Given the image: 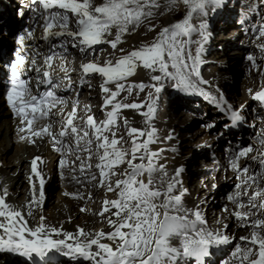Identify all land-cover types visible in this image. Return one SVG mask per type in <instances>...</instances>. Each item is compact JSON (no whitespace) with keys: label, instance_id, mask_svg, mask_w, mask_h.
<instances>
[{"label":"snow or ice","instance_id":"1","mask_svg":"<svg viewBox=\"0 0 264 264\" xmlns=\"http://www.w3.org/2000/svg\"><path fill=\"white\" fill-rule=\"evenodd\" d=\"M223 3L224 0H166L164 11L159 13L161 16L178 11L180 6H183L185 15L180 21L163 27L150 44L142 43L115 61L106 60L102 65L91 61L82 63L80 86L88 82L85 77L98 75L103 81L104 108L111 106V110L102 121L97 122L88 115L77 124V105L65 113L61 106L67 101L57 95L58 91H68L72 87L65 58L68 47L86 54L89 50L95 52L96 45L108 44L115 51L124 42L122 37L129 34L130 29L134 31L145 21L154 19L161 5L159 0H101L100 3L96 0H31L33 7L30 10L43 20L41 39L58 40L59 43L50 44L46 55L34 50L29 57L25 40L35 39V29L17 38L20 47L10 66L5 98L14 116L20 120L17 128L20 141L35 144L37 139L49 138L54 150L63 157L58 167L75 173L77 168L74 165L79 161L81 176L91 172V160L95 155L99 182L94 186L117 192L118 197L105 200L98 214L106 219L111 229L108 232H92L78 227L71 233L62 226L45 224L44 216L37 220L34 215L45 199L46 184L40 168L44 161L36 156L31 160L27 177L31 199L24 205H13L6 202V189L0 194V252L25 258L26 264H38L50 253L68 258L73 264L78 261L88 264H206L213 249L233 243L234 237L226 234V224L210 229L199 206L188 208L184 205L186 189L178 191L184 167H178L168 177L165 165L159 162L164 149L151 148L158 139L151 123L158 99L153 92L160 93L166 85L185 95L212 100L230 117V124L225 128L235 127L244 119L241 115L243 106L240 109H232L231 105L225 107L222 95L218 99L205 90L202 85L208 82L200 78L198 70L203 62V46L208 40L206 18L210 11L214 13ZM194 19L199 23L194 24ZM148 30L154 31L155 25H150ZM194 36L199 39H193ZM255 38H264V23L258 26ZM193 45L196 46L195 52ZM57 48L61 51H56ZM256 48L259 59L264 61V43L256 44ZM19 52L25 54L19 55ZM120 52L123 53L124 49L121 48ZM247 60L264 76L257 64V56L248 55ZM138 69L150 73L153 83H127ZM33 71L36 94L30 86L33 78H24ZM57 72L64 75H57ZM145 88L153 91L148 92L146 100L141 103H123L117 99L122 92L131 95L133 89L143 92ZM249 93L264 106V80L261 90L254 94L249 90ZM145 107L146 111L141 112ZM122 109L137 110L145 118L144 127L131 126L127 118L121 117ZM118 119H123L127 140L124 135L117 138ZM41 120L48 123L37 126ZM67 137H72V145L66 143ZM71 156L75 157L71 160L73 166L69 162ZM241 159L251 163L241 167ZM252 163L257 167L250 172ZM230 167L237 173L235 191L227 197L236 207L231 215L240 227L249 229V235L239 238L240 242L230 251L229 259L222 264H264V188L260 186L264 182V128L257 133L255 144L235 153ZM157 173H162L159 180L155 178ZM117 175L122 178L113 183L112 177ZM86 178L89 182L96 181L97 173ZM72 179L79 182L75 175ZM245 208L248 211H242ZM223 211L229 210L225 206ZM30 219L33 221L31 226Z\"/></svg>","mask_w":264,"mask_h":264},{"label":"bare ground","instance_id":"2","mask_svg":"<svg viewBox=\"0 0 264 264\" xmlns=\"http://www.w3.org/2000/svg\"><path fill=\"white\" fill-rule=\"evenodd\" d=\"M96 2L100 3L101 0H96ZM164 6L165 5H161L156 17L152 20L157 21L159 17H164L167 26L177 22L178 20H175L176 11L162 16L159 14L164 11ZM180 7L183 8V6ZM241 7L244 10L255 9L256 14L260 16V21L256 23L257 27L253 26L249 31L247 28L244 30L238 29L234 31V33L239 31L238 33L242 34L247 30L244 40L245 42L239 47H246L244 45L254 47L255 50L254 52H251V55L257 56V64L261 66V71H264V61L259 59L260 53L256 48V44L264 43V38L260 40L255 38L258 26L264 23V0H242ZM257 10L260 14H258ZM20 12H22V15H18ZM254 15L250 14L245 17V22L251 23L250 17H253ZM29 17L30 14L26 11L25 4H23L20 0H0V50L3 49V46L8 47L11 45V30L13 29L14 31L16 28H19L20 24L29 19ZM146 22L147 21L134 31L130 29L129 34L122 37L124 42L119 44V48H124L125 50L121 55L127 54L133 50V48L139 47L142 43L150 44L148 42L152 40L151 31L148 30L149 28L143 30V25ZM211 32L212 27L208 25V40L203 46V52L201 55L203 62L199 65L198 70L200 78L203 81L206 80L210 82L209 86L212 89L211 91L214 93L215 97L220 98V92L218 89H220V86L222 88L225 87V83H227L230 76L235 74L237 71L238 65L234 59H230L233 48V45L228 46L231 41L230 39L226 40L223 38L220 45H215L217 47L216 55H213L210 58L206 57V50L211 45ZM7 34L8 39L6 40L5 36ZM14 48H16V46ZM110 52H112L113 55H109ZM110 52L107 53L104 51L101 54H98V57L96 58L94 56L96 55V52H93L92 50H89V53L82 54L77 49H74L71 46L68 47L66 57L71 64V69H74L71 71V75L72 79L75 80L73 85L75 86V89L65 91L67 92L66 97L70 103L69 106L65 108V111L71 112L74 104L77 105L79 110V114H77V119L75 121L77 124L82 123V118H86L88 115L93 116L96 120L101 119L102 121L106 118L107 111L111 110V106L104 108L105 100H103V104L101 103V97L103 99L105 97V94L101 90V84L103 82L102 79L91 76L90 79L85 78L88 82L84 83L83 86H80L79 81L81 79V75L78 73L76 65L82 59H94L104 63L106 60L115 61V59L120 57H114L113 50ZM200 67H202L205 73L203 72V74H201ZM244 78L245 82L241 87V93L243 95H248V97L245 98V101L240 105V108L243 106V114L241 115L244 119L240 122L241 125L239 129H226V132L223 133V138L221 140L217 139L216 133H213L212 131L210 132L208 129L198 130L195 133L183 132L184 121L179 119L178 116L180 113L179 110L182 107H177V103H173L174 105L169 103L167 104V100H163L161 95H158L157 103L162 99L164 105L168 106V110L165 111L163 117L157 116L156 110L154 118L151 121L152 126L156 129V136L158 138L157 143L151 145V148L153 150L164 149V151L161 152L159 162L165 165L168 177H171L178 167H184V172L181 174L182 185L178 188V191L186 189V193L183 195L184 205L188 208H196L199 206V210L201 211L204 219L207 221V226H210V229L215 230L226 224V234L230 236L234 234L235 237H238V242L240 237L249 235V229L240 227L239 222L233 215H231V213L236 210V207L234 204L229 202L227 199L228 196L224 199V201L222 198H219L217 203H214L213 199L210 200V196L213 195V193L210 192V187L214 186L215 188L217 183L219 184L221 180L226 178L230 179L235 184L237 182V173L230 167V162L233 159V156H231L229 150L225 148V142L228 141L226 140V137L232 135L229 139L235 138L237 140L238 136H243L244 133L248 134L249 131L245 125V118H251L250 116H252L253 120L258 121L259 124L257 130L251 133L254 134V140H247L246 142L243 140L242 143H244V147L249 144H255L257 133L260 129L264 128V116L261 117L259 107H255V105H248V103H252L251 100H253L251 99L252 95L249 93V90H251L252 94L253 92L258 91L261 88V82L264 80V76L262 77L260 71L251 67L245 74ZM135 82H144L145 84L153 83L150 81V73L143 69H138L136 75L128 78L127 83ZM109 86L112 87L111 85ZM76 90L78 91L76 92ZM149 91L150 88H147L145 90V96L141 95L142 97L132 99L131 101L124 100L125 98L121 97V102L141 103L146 100L147 93ZM229 91L230 99L237 98V92H235L234 88L232 90V86L230 85ZM122 94H124V92H122ZM153 96L155 97L157 95L153 94ZM143 98H145V100H143ZM206 104L205 102H201L204 109L209 108L206 107ZM226 106L227 102L225 107ZM200 109H202V107H198V110ZM140 111H146V107ZM121 117L127 118L131 126L137 128L144 127L143 121L145 118L135 109H122ZM164 118H168L167 121L164 122ZM117 123L118 126L121 124V135H125L123 129L126 131L127 129L123 125V119H118ZM17 128L18 126L14 120L13 114L6 103V98L3 97V88L0 87V194H2V190H7L8 196L6 202L13 205H24L31 199L30 185L27 178L30 173V162L33 157L40 156L44 161L40 167H42V171L44 172L46 179V198L44 199L42 206L34 212L36 219L39 220V217L42 215L46 218L44 221L45 224L52 225L57 228L62 226L65 231L71 233L76 232L78 227L92 232L100 230L105 232L110 231L111 229L109 228L106 219L98 215L102 210L103 202L109 199L105 197L108 193L107 191L100 192L98 187L94 186L99 182L98 170L95 168V165L98 162L96 156L93 155L91 160V164L93 165L91 172H86L85 176H81L78 170L79 161H76L74 167L77 168V171L75 173H71L67 168L60 169L58 167V162L63 157L61 153L54 150V146L50 141L48 143L44 142L39 146H30L26 141H20L19 137L21 134L18 133ZM115 130L116 134L117 131H120L118 128ZM217 130L220 132L219 128H217ZM120 136L117 134V138ZM169 136L172 138L167 139ZM66 141L69 142L68 145H72L74 143L72 137H67ZM199 144L206 146V148H204L205 152L203 153L202 161H199L201 168L197 167L195 164L199 162H197L195 158L189 156L190 150ZM92 147L95 149V144H93ZM83 155L86 156L87 154L83 153ZM73 159H75L74 156L69 157L70 166H73L71 165V160ZM243 162H245V160L241 159L240 163L242 164ZM248 162L251 163V161ZM123 167L126 166H122V168ZM256 167V164L252 163V169H250V172L255 170ZM61 172L63 175H61ZM197 172L202 173L201 179L198 183H196V181L192 178V175ZM91 173H97L96 181L89 182L86 178L90 177ZM73 175L78 178L79 182L72 179ZM161 176L162 173H157L155 178L159 180ZM59 177H61L60 180ZM119 178L122 177L115 176L113 179L116 180ZM50 180H52V183L56 180L60 183V185L62 183L55 193H47V184ZM260 186L264 188V182H262ZM234 191L235 189L233 192ZM115 196L116 197H113V199L118 197V193ZM225 206L228 208V212L223 211ZM83 208L84 211L81 210ZM113 211H115V209H113ZM242 211L246 212L248 209L245 208ZM218 220L220 221L219 223H217ZM29 224L30 226L33 224L31 219L29 220ZM173 243L177 242L173 241ZM218 254H213V257L215 256V258H209L206 264H215L217 259L221 257V255ZM0 256L3 258L12 257V262L14 264H23L25 262L20 256L7 252H0ZM42 261L43 262L41 264H73V262H71L68 258L53 253H51V255L49 254V256L46 259L44 258ZM75 264L80 263L78 261L75 262Z\"/></svg>","mask_w":264,"mask_h":264},{"label":"rangeland","instance_id":"3","mask_svg":"<svg viewBox=\"0 0 264 264\" xmlns=\"http://www.w3.org/2000/svg\"><path fill=\"white\" fill-rule=\"evenodd\" d=\"M159 3H160V5H166V0H159ZM241 5H242V0H224L223 5L220 6L214 13L210 11L208 17L206 18L207 24L212 27V32L210 34L211 45L206 50V57L210 58L213 55H216L217 47L215 45H220V42H222L223 38H225L226 40L227 39L231 40L229 42L228 46L233 45L230 59L231 60L234 59V61H236L237 65H238L237 71L235 72V74L230 76L227 83H225L224 88H222L220 86V89H218L220 92V97L222 95L223 100L227 102V105L228 104L231 105V107L233 109H240V105L245 101V98L248 97V95H246V94L243 95L241 93L242 92L241 87L245 82L244 81L245 80V78H244L245 74L252 67L251 62L247 60V56L251 55V52L252 51L254 52V50H255L254 47H249L248 45H244V46H246L244 48H242V47L240 48L239 46H242V43L245 42L244 40H245V36L247 34V30L249 31L250 29H252L253 26L257 27L256 23L260 21V16H258L256 14L255 9L254 10H244L242 8L243 6L241 7ZM260 11H261V9H260ZM257 12H258V14H260V12L258 10H257ZM254 13H255V15H254ZM250 14L254 15L253 17H250L251 23L245 22V19H246L245 17L249 16ZM184 15H185V10H184V8L180 7L179 10L176 11L175 20L180 21L184 17ZM193 23L198 24L199 20L194 19ZM145 24L143 25V28H144L143 30H146V28H149L150 24L155 25V30L151 31L152 40L148 43H151L157 37V35L161 31V29L163 27L167 26L164 17H159V19L157 21H153V20H151L150 22L147 21ZM245 28H247L245 33H242V34L238 33L239 31L237 33H234V31H236L238 29L244 30ZM5 39L6 40L8 39V34L5 36ZM193 39H198V36H194ZM94 48H95V52H96V55H94V56L96 58L98 57L97 56L98 54H101L104 51L108 53V52L113 50L110 47V45H108V44L96 45ZM195 48H196V46L193 45L192 46L193 52L196 50ZM122 49H124V48H122ZM113 53H114V57L115 56L117 57V56H121V54H123L124 52L123 53L120 52V48L118 45V48L115 51L113 50ZM109 55H113L112 52H110ZM200 68H201L200 69L201 74H203V72L205 73V71L202 69V67H200ZM87 78L90 79V77H87ZM135 83H138V82H135ZM209 85H210V82H208V84L202 85V86L206 89V91L209 92L211 89ZM229 85L232 86V90L234 88L235 92H237V95H238L237 98L230 99V97H229V92H230L229 91ZM205 86H207L208 88ZM71 89L74 90L75 86L71 87ZM146 89L147 88H145V90ZM145 90L143 92H138L137 89H133V92L131 95H129L127 93V91H125L124 94L121 93V95L118 97V100L121 101V97H124L125 98L124 100H127V101L128 100L131 101L132 99L140 98V97L146 95ZM77 91L78 90H76V92ZM150 91H153V90L150 88ZM162 91L163 92H160L158 94L153 92V94H156L157 96L161 95L163 100L164 99L167 100V104L169 103L172 105L173 103H177L176 104L177 107H182L179 110L180 113L178 114V116H179V119L184 121L183 132L195 133L198 130L206 129L205 123L209 122V121H214L216 123V124H214V123L213 124L215 126H217L215 131L218 132L217 128H219V130H220L223 127V124L228 125V123L230 122L228 120V117H227V116H229L227 114V112L225 111V113H223L220 110V108L217 107V105L212 100H210L206 97L195 96V95H185V94L177 92L171 86H168V85H166L162 89ZM65 94L67 95V92H65ZM253 94H254V92H253ZM211 95L215 97L213 92ZM162 99L158 103H156V110H157L156 115L163 117V115L165 114V111L168 110V106L164 105V102L162 101ZM251 99H253V96L251 97ZM103 100L104 99L101 97V101H102L101 103L102 104H103ZM143 100H145V98H143ZM201 102L202 103L205 102V104L207 103L206 107H209V108L204 109V107L201 105ZM251 102L252 103H250V104L248 103V105H255V107H260V105H257V103L254 99L251 100ZM198 107H202V109L198 110ZM241 114H243V110H242ZM103 116H104V114H103ZM250 117L251 118H247V117L245 118L246 119L245 125L249 131L247 135L251 136L250 139H247L248 141L254 140L253 139L254 134H251V133L254 132L255 130H257L258 124H259L258 121L253 120L252 116H250ZM167 119L168 118H164V122L167 121ZM251 120L255 121V123H256V125H254L253 127L250 126L251 123L249 121H251ZM213 128L214 127H212L211 130ZM121 129L122 128H121V124H120L118 127V130H120V131H117V134H119V136L121 135V131H122ZM207 129L210 131V128H207ZM223 131L226 132V130H223ZM123 132L125 134L124 135L125 140H127L126 130L123 129ZM213 133H215V132H213ZM244 134H246V133H244ZM230 137H232V135L227 136L226 140H228ZM232 139L234 140L235 138H232ZM227 144H229V143L226 141L225 145L228 146ZM204 148H206V146L201 145V144L193 147V149H191L189 152V156L195 158V160L197 162L202 161V156H203V153L205 152ZM93 149H94V147H93ZM195 164L197 167L201 168L200 162L195 163ZM201 174H202L201 172L200 173L197 172V173L192 175V178H193V180L196 181V183H198V181L201 179ZM114 177H112L113 183L115 181V179H113ZM116 177H119V175H117ZM60 179H61V177H59V180ZM51 183H52V180H50V182H48V184H47V193L48 192L49 193L50 192L55 193L59 189V187L62 185V183L60 185V183L57 180L54 183H52V184ZM234 185H235L234 182H232L230 179L226 178V179L221 180L219 182V184L217 183L215 188H214V186H211L210 192H212L213 195L210 196V200L213 199V202L217 203L219 198H222V200L224 201V199L227 196H229L233 193V190L235 189ZM98 189L100 192L106 191L105 188L98 187ZM115 195H117V192H108L105 195V197L108 198L109 200H111V199H113V197L114 198L116 197ZM263 214L264 213H262V215ZM208 227H210V226H208ZM230 237H234V239H233V243L229 244L228 247L231 250H233L236 243H238V237H235L234 234L231 235ZM228 247H225V249L223 251V253H224L223 256L219 257L215 264H220V262H222L224 258H227V253L230 250V249L227 250Z\"/></svg>","mask_w":264,"mask_h":264}]
</instances>
